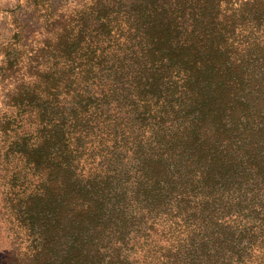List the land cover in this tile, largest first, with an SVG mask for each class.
<instances>
[{
  "label": "trees",
  "instance_id": "obj_1",
  "mask_svg": "<svg viewBox=\"0 0 264 264\" xmlns=\"http://www.w3.org/2000/svg\"><path fill=\"white\" fill-rule=\"evenodd\" d=\"M28 3L42 39L0 43L13 264H137L160 227L166 264L259 259L264 0Z\"/></svg>",
  "mask_w": 264,
  "mask_h": 264
},
{
  "label": "rangeland",
  "instance_id": "obj_2",
  "mask_svg": "<svg viewBox=\"0 0 264 264\" xmlns=\"http://www.w3.org/2000/svg\"><path fill=\"white\" fill-rule=\"evenodd\" d=\"M90 1L91 0H51L54 9L67 13L74 12L77 8L82 7ZM30 6L31 4L28 3V0H0V43H2L3 46L17 40L16 33L18 30L16 29L22 31V35H20L18 39H22L24 44H27L30 37L33 44H37V40L42 39L39 29L40 22L39 19H37L38 15ZM3 58L4 56L0 52V67L3 66ZM1 81L0 77V115L6 113L8 110L6 100L4 99V95L7 93V87L3 89ZM3 83L6 84L7 82ZM25 130L28 131L29 126L18 129V132L22 133ZM1 219L2 214L0 213V264H13V251L19 247L22 238H18L20 236L17 231L12 230L9 223H2ZM174 239L175 235L170 234L164 227L158 228L157 233L153 235L149 241H144L143 247H136L134 249L135 261L137 264H166L167 258L176 252L177 247H166L168 244L171 245ZM26 244L27 243L24 242L21 244V247H26ZM253 258L251 264H264V252H261L259 259L256 256Z\"/></svg>",
  "mask_w": 264,
  "mask_h": 264
}]
</instances>
